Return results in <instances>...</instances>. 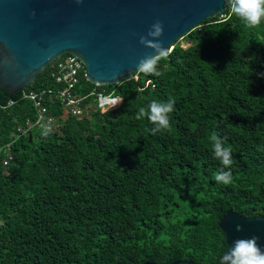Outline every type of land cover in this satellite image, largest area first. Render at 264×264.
<instances>
[{"label": "trees", "instance_id": "obj_1", "mask_svg": "<svg viewBox=\"0 0 264 264\" xmlns=\"http://www.w3.org/2000/svg\"><path fill=\"white\" fill-rule=\"evenodd\" d=\"M168 52L158 75L114 86L81 73L71 92L90 108L47 138L23 93L44 92L59 117L49 95L67 88L68 55L23 91L0 89V264H218L225 213L264 218V24L246 29L225 2ZM99 95L123 100L106 112ZM169 98L171 127L153 135L135 114ZM213 131L232 149L229 185L214 179Z\"/></svg>", "mask_w": 264, "mask_h": 264}, {"label": "water", "instance_id": "obj_2", "mask_svg": "<svg viewBox=\"0 0 264 264\" xmlns=\"http://www.w3.org/2000/svg\"><path fill=\"white\" fill-rule=\"evenodd\" d=\"M224 11L225 0H0V89L23 91L64 55L83 64L90 84L118 85L133 79L138 61L151 54L139 38L154 22L162 23L160 40L169 51ZM218 226L226 248L252 236L264 248V218L228 211Z\"/></svg>", "mask_w": 264, "mask_h": 264}, {"label": "clouds", "instance_id": "obj_3", "mask_svg": "<svg viewBox=\"0 0 264 264\" xmlns=\"http://www.w3.org/2000/svg\"><path fill=\"white\" fill-rule=\"evenodd\" d=\"M79 2V0H78ZM229 12L236 17L246 29L254 30L264 24V0H225ZM163 34V25L157 20L145 35L140 36L139 44L151 50L138 61L135 75H158V65L162 59L169 55L168 48L163 46L160 37ZM123 100L117 97L111 100V106L106 112ZM174 98L166 101L153 99L146 106H142L135 114L136 120H146L152 125L150 131L153 135L162 133L171 127V114L175 111ZM41 136L47 138L52 132V126L46 122L45 117H40ZM212 155L222 166L215 174L218 184L229 185L232 183V173L229 169L233 164L232 149L226 146L225 138L213 131L209 136ZM240 226L237 225V231ZM258 237L240 238L233 241L231 248H227L218 258V264H264V248L258 244Z\"/></svg>", "mask_w": 264, "mask_h": 264}, {"label": "built area", "instance_id": "obj_4", "mask_svg": "<svg viewBox=\"0 0 264 264\" xmlns=\"http://www.w3.org/2000/svg\"><path fill=\"white\" fill-rule=\"evenodd\" d=\"M83 73L86 77V70L83 64L75 57L68 55L62 61L57 64V81L63 82L67 85V88L62 91L50 93L49 101L53 99L60 102L62 106V113L59 117L48 114L47 108L43 105L44 92L40 94H28L23 93V97L32 101L35 111L36 118L35 122L31 127H40V117H45L46 122L52 126V131L60 130V121L65 120L68 116L82 117L84 115V110L90 107H83L84 99L80 98L78 95L72 94V90L78 84V77ZM115 97H104L102 95L98 96V107H110L111 100ZM117 105V104H116ZM105 111V109H103ZM60 120V121H59ZM21 130V129H20Z\"/></svg>", "mask_w": 264, "mask_h": 264}, {"label": "rangeland", "instance_id": "obj_5", "mask_svg": "<svg viewBox=\"0 0 264 264\" xmlns=\"http://www.w3.org/2000/svg\"><path fill=\"white\" fill-rule=\"evenodd\" d=\"M180 44H181L182 46H187V45H188L187 42L184 41V40L180 41ZM120 103H121V102H118L116 106H119ZM89 117H90V116H89Z\"/></svg>", "mask_w": 264, "mask_h": 264}]
</instances>
